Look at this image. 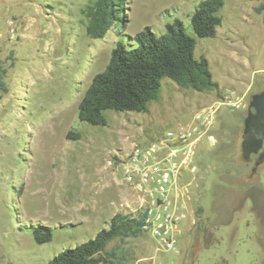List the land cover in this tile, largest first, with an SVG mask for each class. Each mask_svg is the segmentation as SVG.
<instances>
[{"label":"rangeland","instance_id":"374dc122","mask_svg":"<svg viewBox=\"0 0 264 264\" xmlns=\"http://www.w3.org/2000/svg\"><path fill=\"white\" fill-rule=\"evenodd\" d=\"M91 1L0 0V264H46L107 229L115 214L136 216L140 200L122 180L125 155L210 105L218 106L212 139L198 145L176 249L143 231L105 252H114L111 264H264V162L254 169L256 157L245 161L241 152L250 96L264 89V0H223L212 38L190 24L201 0H128V21L101 39L85 32ZM176 19L217 90L163 78L146 112L105 111V126L80 122L78 104L115 45L135 46L131 38L145 28L164 35ZM229 94L239 108L220 104ZM37 225L51 228L50 242L34 241Z\"/></svg>","mask_w":264,"mask_h":264},{"label":"trees","instance_id":"16d2710c","mask_svg":"<svg viewBox=\"0 0 264 264\" xmlns=\"http://www.w3.org/2000/svg\"><path fill=\"white\" fill-rule=\"evenodd\" d=\"M128 0H93L83 10L85 32L91 39H101L117 21L125 24ZM223 0H201L190 17L193 32L200 38H212L221 23L218 15ZM264 8V6H263ZM135 46L117 43L105 69L97 73L77 107V118L90 126H105V111L146 112L147 105L159 98L161 80L167 78L178 87L196 92L217 90L207 59L194 57L195 40L184 31L178 19L167 25V33L156 35L145 28L133 38ZM0 89L5 86L0 74ZM67 139L79 134L68 132ZM32 230L36 243L51 241V228L37 225ZM143 232V214H115L108 228L92 239L64 249L46 264H111L114 252L107 245L116 239L137 237Z\"/></svg>","mask_w":264,"mask_h":264},{"label":"built area","instance_id":"2783aa9c","mask_svg":"<svg viewBox=\"0 0 264 264\" xmlns=\"http://www.w3.org/2000/svg\"><path fill=\"white\" fill-rule=\"evenodd\" d=\"M220 104L236 109L240 101L229 94ZM217 110L214 105L198 110L189 121L134 145L120 163L123 182L140 200L143 231L165 250L176 249L187 220L198 145L212 139Z\"/></svg>","mask_w":264,"mask_h":264},{"label":"water","instance_id":"95a60500","mask_svg":"<svg viewBox=\"0 0 264 264\" xmlns=\"http://www.w3.org/2000/svg\"><path fill=\"white\" fill-rule=\"evenodd\" d=\"M243 138L241 142L242 157L254 161V169L264 162V89L252 94L243 121Z\"/></svg>","mask_w":264,"mask_h":264},{"label":"flooded vegetation","instance_id":"af4514ba","mask_svg":"<svg viewBox=\"0 0 264 264\" xmlns=\"http://www.w3.org/2000/svg\"><path fill=\"white\" fill-rule=\"evenodd\" d=\"M255 157L257 156V155H254Z\"/></svg>","mask_w":264,"mask_h":264}]
</instances>
